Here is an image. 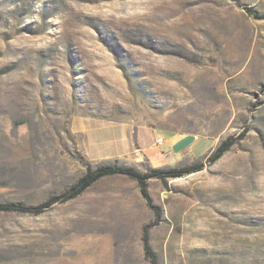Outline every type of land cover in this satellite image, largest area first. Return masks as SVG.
<instances>
[{"label": "rangeland", "instance_id": "374dc122", "mask_svg": "<svg viewBox=\"0 0 264 264\" xmlns=\"http://www.w3.org/2000/svg\"><path fill=\"white\" fill-rule=\"evenodd\" d=\"M245 6L264 15V0H0V201L64 190L100 162L84 146L142 171L202 164L148 182L159 264H264V19ZM121 193L136 181L111 175L40 214L0 212V264L149 262L153 211L99 206Z\"/></svg>", "mask_w": 264, "mask_h": 264}, {"label": "trees", "instance_id": "16d2710c", "mask_svg": "<svg viewBox=\"0 0 264 264\" xmlns=\"http://www.w3.org/2000/svg\"><path fill=\"white\" fill-rule=\"evenodd\" d=\"M247 13L255 18L264 19L263 14L257 13L252 7L245 6ZM245 132L238 135H230L223 139L209 156L210 162H215L235 143L241 140ZM85 171L64 190L51 195L48 199L37 204H25L23 202L0 201V212L15 211L21 213L40 214L50 208L55 203H64L82 194L88 187L104 176L125 175L136 181L141 196L145 199L147 207L153 211L154 217L149 222L144 223L141 227V241L144 257L150 264H159L158 255L152 248L149 239V229L161 220V207L154 203L148 190V182L151 178H158L163 182L169 178L182 177L202 168V164L183 165L179 167H150L145 171L131 166L119 164L117 161L102 163L92 167L90 163H83Z\"/></svg>", "mask_w": 264, "mask_h": 264}, {"label": "crops", "instance_id": "0c3cea01", "mask_svg": "<svg viewBox=\"0 0 264 264\" xmlns=\"http://www.w3.org/2000/svg\"><path fill=\"white\" fill-rule=\"evenodd\" d=\"M85 139H86V133H85ZM84 146V145H83ZM84 150H85V152H86V155L88 156V158L90 159V160H99L100 162L99 163H90L91 164V166L92 167H95V166H97V165H99V164H102V163H109V162H107V161H103V160H105L106 159V157L107 156H99V157H96V156H94V154H92L91 152H89L86 148H85V146H84ZM142 150H143V148H142ZM119 164H123V165H131V166H134V167H136V168H138L139 169V167L138 166H136L135 164H131V163H119ZM141 170V169H140ZM85 171V170H84ZM83 171V172H84ZM142 171V170H141ZM82 172V173H83ZM81 173V174H82ZM111 176V175H110ZM79 177V176H78ZM107 176H104V177H102V178H100L99 180H97L95 183H93L90 187H88L84 192H86V191H88V190H90L95 184H97L98 182L100 183V181L103 179V178H106ZM83 192V193H84ZM81 195V194H80ZM121 200H122V202L120 203V204H118V203H116L115 201H111V200H105V199H103L102 201L103 202H101L100 203V205L99 206H101V208L102 209H109V210H113V209H117V208H119V209H123V210H125V213H131L132 214V211H133V209L135 208V207H140L141 209H143V210H149L148 209V207H147V205H146V201H145V199L141 196V194H140V192L139 193H137V195H133V194H130V195H128V194H124V193H121ZM134 196H135V198H134ZM78 197V196H77ZM106 201V202H105ZM96 207H97V205H96ZM128 211H130V212H128ZM104 213V212H103ZM109 213H112V212H109ZM128 264V263H127ZM145 264H149V262H147V263H145Z\"/></svg>", "mask_w": 264, "mask_h": 264}, {"label": "water", "instance_id": "95a60500", "mask_svg": "<svg viewBox=\"0 0 264 264\" xmlns=\"http://www.w3.org/2000/svg\"><path fill=\"white\" fill-rule=\"evenodd\" d=\"M194 139L193 135H186L175 144H173L172 149L174 152H179L181 149L186 147L189 143H191Z\"/></svg>", "mask_w": 264, "mask_h": 264}, {"label": "built area", "instance_id": "2783aa9c", "mask_svg": "<svg viewBox=\"0 0 264 264\" xmlns=\"http://www.w3.org/2000/svg\"><path fill=\"white\" fill-rule=\"evenodd\" d=\"M163 138L162 137H158V138H156V142L158 143V144H161V143H163Z\"/></svg>", "mask_w": 264, "mask_h": 264}]
</instances>
